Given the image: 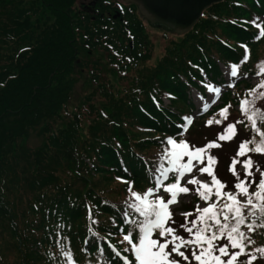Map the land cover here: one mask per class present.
I'll list each match as a JSON object with an SVG mask.
<instances>
[{
    "label": "trees",
    "instance_id": "16d2710c",
    "mask_svg": "<svg viewBox=\"0 0 264 264\" xmlns=\"http://www.w3.org/2000/svg\"><path fill=\"white\" fill-rule=\"evenodd\" d=\"M256 17L264 20V0L213 2L188 30L163 32L164 45L152 55L145 27L91 19L77 0H0V264H63L57 224L76 264H108L110 245L129 255L119 231L127 228L121 223L128 197L122 180L139 193L154 186L150 170L160 154L154 148L161 152V141L175 136L181 118L195 110L189 91L202 93V80L221 84V66L238 63L242 45L249 50L241 65L248 77L234 82L240 94L242 86L250 87L247 79L264 61V38H254L258 29L250 23ZM95 49L108 57L105 75L88 58ZM116 64L128 72L107 88ZM79 80L90 84L75 89ZM96 93L104 98L99 112ZM227 97L216 111L198 113L183 139L197 147L215 140L212 131L223 125L206 121L230 104ZM231 114L230 108L234 121L238 116ZM82 116L89 117L83 126ZM250 135L237 125L233 140L211 150L222 182H234L230 158ZM250 155L264 167V155ZM252 235L253 247L264 246V229ZM99 249L106 250L103 256ZM111 261L120 264L115 255Z\"/></svg>",
    "mask_w": 264,
    "mask_h": 264
},
{
    "label": "snow or ice",
    "instance_id": "6c2138e0",
    "mask_svg": "<svg viewBox=\"0 0 264 264\" xmlns=\"http://www.w3.org/2000/svg\"><path fill=\"white\" fill-rule=\"evenodd\" d=\"M250 23L258 29L254 38H264V20L256 17ZM242 47L244 55L241 60L225 68L228 87H234L235 79L248 77V73L241 72V65L248 62L249 50L247 45ZM255 76L259 83L239 98L241 118L229 121V109L233 105L228 104L206 121L207 126L223 125L215 140L197 147L183 139L193 122V117L184 116L177 126L178 133L161 141L162 150L154 169L150 170L154 186L139 193L133 190L131 182L122 180L128 185L121 221L127 228L121 227L119 231L122 233L121 243L127 245L123 253L129 254L131 259L110 245L108 264H113L112 255L120 264H255L264 261V246L253 247L256 241L252 235L258 229H264V167L250 155H264V128L261 127L264 125V61L256 65ZM201 83L208 93L213 94L208 97L209 102H203L204 96H199V101L203 102L199 110L206 113L219 99L221 88L203 80ZM237 125H244L251 135L239 143L236 154L230 158L228 170L234 182L229 185L217 177L215 166L218 160L211 150L220 147V141L233 140ZM194 170L210 179H198L192 175ZM186 177V184L182 186L181 181ZM186 185L195 186L191 191L202 204H197L193 212H182L184 222L173 227L176 222L172 219L170 206L178 203L180 194L189 193ZM161 190L167 199L160 194ZM89 219L92 220L91 209ZM92 222L96 223L95 220ZM56 227L55 242L63 264H76L72 251L66 248L67 238L61 236L63 225L57 224ZM105 251L99 249L100 255L103 256Z\"/></svg>",
    "mask_w": 264,
    "mask_h": 264
},
{
    "label": "rangeland",
    "instance_id": "374dc122",
    "mask_svg": "<svg viewBox=\"0 0 264 264\" xmlns=\"http://www.w3.org/2000/svg\"><path fill=\"white\" fill-rule=\"evenodd\" d=\"M138 17L142 18V21L146 24L145 25L146 35L149 38V41L151 42V54L154 55L155 53L160 52L161 49H162V47H163V45H164V40L162 39V36H161L162 33L164 32L165 34L169 35V34H172V33H175V32H171V31L165 29L163 26L158 25V24H154L153 26L150 25L145 20V17L142 14H140V13H138ZM134 19L135 18H133V14L132 13H129V21H128V24L127 25H138V26L144 27L140 22L134 21ZM134 22H136L138 24H133ZM128 43H129V45H131V42L130 41ZM155 55H157V54H155ZM90 57H93V59H96L99 62V65L101 67L100 69L104 72V75L109 70H111L110 65L108 64V57L101 50H98V49L93 50L90 53V55H89L88 58H90ZM148 62H151V61L148 60ZM225 68H226V66H221V75H222V78H223V82L221 84H220V82H216V83H213L212 82V83H209V84H212L215 87H220L221 88V94H220L219 99H217L216 103L211 106V108L209 109V111L210 112L216 111L217 110V107L219 108V105L222 104V97H223V95L228 94V97H227L226 102H228L231 105H233V107L231 108V111L233 112L234 115L233 114H231V115L232 116H235L236 115L239 118H241L240 117V114H239V98L242 97L247 92L248 89L253 88L256 85L255 84L256 81H258V80H257V77H251L250 76V78L247 79L249 81V83H250L249 84L250 87H248V86H244L243 87L242 86L241 94H240V93L237 92V88L238 87H237V84H235L234 81H233L234 82V87H228L229 78L227 76V73L225 72ZM124 71L128 72V70H127L126 67L123 68L122 67V64H120L119 66L116 64L115 65V68H113V70H112V73H111L112 75L109 77V79H108L107 82H104V85L103 86H105L107 88H110L111 85H112V83H113V81L118 80L119 75L121 73H123ZM80 81L81 80H79V82H77L75 89H79L80 86H82V88H84L88 84H90V81L89 80H85L83 82H80ZM122 81H123V79L120 80V82H122ZM111 91H113V90H111ZM211 95H213V94L208 93L207 90H206V88L202 91V93H198V92H196L194 90H190L189 91V96L192 99L193 104H194V108H195V110L193 111V113H191L189 115V116L193 117V120H195L197 118V115H198L197 113L198 112H201L199 110V108L202 107V103L203 102H209L208 101V97L211 96ZM199 96H204V101L203 102L199 101ZM234 99H235V103H234ZM93 100H94V103H93L94 104V110H96V111L99 112L100 111V109H99L100 102L104 101V98L101 97L99 94L96 93V95L93 98ZM229 100H230V102H229ZM167 101H168L167 99L163 98V102L167 103ZM232 101H233V103H232ZM86 113H87V111H85V114ZM238 117H236V119ZM88 119H89L88 116H82L80 118L81 125L83 126V124H86V122H88ZM234 120H235V118H234ZM218 131H222V130L221 129L220 130H216V131L213 130L212 131V135L215 134V136H216V134H217ZM185 137L186 136H184L183 138H185ZM198 140L195 141V142L197 143ZM232 146H233V144H232ZM154 151L156 153H160V148H158V149L157 148H154ZM218 153L219 152H217V154ZM157 155H159V154H157ZM238 170L241 171V172L243 171L239 166H238ZM192 175L196 176L198 179L203 180V181H208L209 180V179H207L205 177V174L204 175H201L198 172V170H194L193 173H192ZM97 177L98 176H95V179L98 180ZM186 179H187V177L185 178V180H182L181 181L182 186H184L186 184ZM186 186L189 187V189H190L189 193H187V194H180L178 196V203L173 204V205L170 206V210H171V212L173 214L172 219L176 222L175 224L172 225L173 227H177L176 224H178V220H183V222H184V217L181 215V213L184 212V211L181 208H183V207L186 208V206H188L189 207L188 209H190L189 212H193L194 209H195V206L197 204H202V201H200V199L197 202L196 201L195 202H192V201H194L193 198H197V200L199 198L198 196H196L194 194L193 191H191L195 186H193V185H186ZM118 187H120V186H118ZM119 189L122 191V188H119ZM160 194L161 195H165V198L167 199V195L163 193V190H161V193ZM189 219H192V217H189ZM180 232L182 233L183 231H180Z\"/></svg>",
    "mask_w": 264,
    "mask_h": 264
},
{
    "label": "water",
    "instance_id": "95a60500",
    "mask_svg": "<svg viewBox=\"0 0 264 264\" xmlns=\"http://www.w3.org/2000/svg\"><path fill=\"white\" fill-rule=\"evenodd\" d=\"M140 13L154 24L171 32L181 33L190 28L209 4L219 0H131Z\"/></svg>",
    "mask_w": 264,
    "mask_h": 264
},
{
    "label": "flooded vegetation",
    "instance_id": "af4514ba",
    "mask_svg": "<svg viewBox=\"0 0 264 264\" xmlns=\"http://www.w3.org/2000/svg\"><path fill=\"white\" fill-rule=\"evenodd\" d=\"M77 6L83 15H87L91 19L96 17L100 21L105 20L123 25L128 24L129 21V16L124 11H130L136 17L140 13L135 2L131 0H77ZM139 19V22L145 27L146 24L142 18L139 17ZM145 20L150 25H154L148 18L145 17Z\"/></svg>",
    "mask_w": 264,
    "mask_h": 264
},
{
    "label": "bare ground",
    "instance_id": "6f19581e",
    "mask_svg": "<svg viewBox=\"0 0 264 264\" xmlns=\"http://www.w3.org/2000/svg\"><path fill=\"white\" fill-rule=\"evenodd\" d=\"M159 25V24H158ZM159 27V26H158Z\"/></svg>",
    "mask_w": 264,
    "mask_h": 264
}]
</instances>
